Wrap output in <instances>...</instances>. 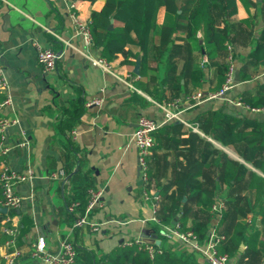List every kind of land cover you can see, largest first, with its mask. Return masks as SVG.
I'll return each mask as SVG.
<instances>
[{
	"label": "crops",
	"instance_id": "obj_1",
	"mask_svg": "<svg viewBox=\"0 0 264 264\" xmlns=\"http://www.w3.org/2000/svg\"><path fill=\"white\" fill-rule=\"evenodd\" d=\"M248 2L237 0V13L231 17L225 14L220 2L215 9L216 26L227 32L226 45L231 46L235 54L237 75L234 88L227 94V99L197 100L193 96L199 91L212 92L220 65L226 62L228 47L209 58L193 40L176 39L183 36L180 33L174 34L171 47L161 52L159 35L154 33L155 60L149 63L147 58L143 61L144 41L131 30L138 43L117 53L108 71L93 62V59L102 57L100 48L94 43L91 46L85 44L70 17V6L75 4L74 10L84 21L90 22L93 13L102 9L105 0H0V62L12 98V104L3 112L18 119L8 129L6 140L7 144L15 146L6 157L0 156V169L6 161L13 170L25 171L31 167L34 172L32 181L16 186V192L24 200L14 213L19 227L16 246L22 254L15 264H40L30 256V250L40 236L45 238L50 251H56L58 241L67 235L73 220L63 193L68 180L65 170L71 164L73 170L80 168L79 159L83 171L90 170L92 187L103 190L100 205L90 212V217L99 222L113 217L124 223L108 225L97 232L90 231L87 226L76 229L73 237L77 247L99 255L116 245L138 239L144 229L155 230V224L144 222L153 214L152 201L144 199V192L158 196L160 218L171 217L172 224H175L173 221L178 214L181 216L189 208L188 224L194 218L207 221L209 225L213 222L215 228L227 237L225 230H231L241 218L235 207H246V203L238 200L240 187H250L253 203L255 190L249 185L250 173L261 174V171L244 160L242 143L224 145L208 129L212 112L219 108L235 116L264 121V113L252 112L231 101L242 100L246 104L245 99L255 101L254 90L264 83V66L251 63L248 57L264 31V4L263 0ZM175 19L176 15L164 7L158 10L159 26L172 25ZM197 36L202 37L201 31ZM35 42L60 55L54 71L43 72L38 64ZM129 48L133 56L128 57ZM138 57L140 73L143 72L145 80L152 84L155 96H163L161 101L134 84L140 78V73L133 72ZM167 61L172 67H167ZM241 71L253 73L244 78ZM79 95L86 102V109L71 131L73 142L81 149L80 157L74 160L66 149V138L58 133L56 125L61 109ZM174 100L178 101L180 116L196 123L202 134L192 131L179 120L164 122V111L159 104ZM140 115L150 116L161 124L155 132L146 185L139 175L138 153L132 141ZM24 138L29 141V146H16ZM207 148L212 155L210 165L199 177L202 186L209 190L225 187L230 195L227 201L232 196L236 198L230 206L233 211L224 210L227 218L219 228L221 215L211 212L207 217L187 196L177 199L181 193L175 180L182 179L188 162L200 158ZM224 148L231 150L232 154L228 156L232 160L248 168L244 177L236 178L229 186L223 181L221 165L214 163L215 156L225 151ZM59 170H64V177H50ZM0 196L2 198L1 191ZM5 214L0 211V222ZM256 216L259 217L257 227L264 233V224L257 212ZM244 220L251 223L249 213ZM4 241L0 238V264H4V255L9 250ZM168 242L183 247L199 264L202 262L200 253L188 250L179 242ZM245 250L246 246L241 243L240 251L244 253ZM263 257V253L250 252L243 256V260L246 264H258Z\"/></svg>",
	"mask_w": 264,
	"mask_h": 264
},
{
	"label": "trees",
	"instance_id": "obj_2",
	"mask_svg": "<svg viewBox=\"0 0 264 264\" xmlns=\"http://www.w3.org/2000/svg\"><path fill=\"white\" fill-rule=\"evenodd\" d=\"M88 1L94 2L96 0ZM242 1L245 4L249 3L248 0ZM219 2L223 5L224 12L228 17L237 13V0H105L102 9L94 12L90 21L93 43L100 48L102 57L111 62L117 53L138 43L131 35V30H134L138 37L144 41L143 61L147 58L151 63L155 60L152 41L154 33L159 35L161 52L171 47L174 34L182 33L183 36H178L176 39H191L201 50L205 51L209 58H214L219 51L226 49L228 37L226 31L220 30L216 26L215 9ZM161 7L176 15L172 25L159 26L157 24V13ZM111 19L114 21L112 29L109 28ZM200 31L202 33L201 38L197 36ZM200 39L202 43H199ZM127 54L128 57L133 56L130 48ZM248 57L251 59V63L264 66V31L261 40L255 44ZM127 62L129 63L128 60ZM132 63L133 61H131ZM166 65L169 68L172 67L169 61ZM227 69V62L220 65L216 84L211 91L215 92L221 89L226 79ZM252 73L247 74L241 71V76L249 78ZM144 77V73L141 72L140 78L134 84L155 96L154 88L151 87L152 84L146 81ZM162 97L155 96L158 101H161ZM254 99L255 101L252 99L244 101L251 106L264 107V83L255 88ZM85 104L86 102L81 95L70 100L68 106L61 109L56 125L58 133L66 138V149L68 153L73 155L74 160L80 157L81 149L73 142L71 131L80 121L86 109ZM209 130L224 145L242 143L244 160L261 171V174L251 171L249 185L255 190V199L251 206L260 215V222L264 224V121L235 116L219 108L211 114ZM211 155L212 152L207 148L200 158L188 162L186 175L182 179L175 180V185L181 193L178 194L177 199L182 200L184 196H187L207 217L212 212L211 206L217 196V191L204 188L199 177L203 169L210 165ZM214 163L221 165L223 181L228 186L236 178L244 177L248 171L245 165L236 163L224 152L215 156ZM79 164L80 168L76 170H73V164L65 170L68 176L63 187L66 206L68 207L72 202H78L76 212H69L72 220L75 219L77 213L84 214L89 199L88 189L94 185L88 174L90 170L83 171L81 159H79ZM235 211L241 218L234 223L231 230H225L227 239L220 245V251L227 252L231 256L238 257L240 255L239 261H242L243 256L250 252L264 254V233L255 224L244 220L247 217L248 208L236 206ZM9 213L13 214L15 211ZM189 213V208L183 211L178 219L179 228L184 231L192 230L200 242H205L208 238L209 223L194 218L188 224ZM226 218L227 212L223 211L218 228L223 225ZM161 219L165 224H172L171 217ZM1 227L2 224L0 223V238L5 240L7 235L1 231ZM153 227L158 232V226L155 224ZM160 239L161 244L154 245L153 256L145 249L144 245L141 246L136 242L130 245L125 243L116 245L107 253L99 255L94 251L77 247L76 264H199L191 252L177 246V244L170 245L162 236ZM241 243L246 246L244 253L240 251Z\"/></svg>",
	"mask_w": 264,
	"mask_h": 264
},
{
	"label": "built area",
	"instance_id": "obj_3",
	"mask_svg": "<svg viewBox=\"0 0 264 264\" xmlns=\"http://www.w3.org/2000/svg\"><path fill=\"white\" fill-rule=\"evenodd\" d=\"M75 4L70 6V17L72 19L75 31L79 34L86 45L91 46L93 44V38L90 31V22L84 21L79 14L74 10ZM37 49L38 64L42 68L43 72L48 73L56 69L58 59L60 55L55 50L42 46L38 42H35ZM228 47V53L226 62L228 69L226 72V79L220 90L215 92L203 93L199 91L193 98L197 100L222 98L227 99V94L232 90L236 83L237 65L235 54L231 46ZM93 62L99 66L104 67L106 70H111L110 62L105 58L100 57L93 59ZM0 156L6 157L10 150L15 146L7 144L8 129L18 122L15 117H10L3 112V110L12 104V98L9 92V83L5 75L4 66L0 62ZM237 106H244L252 112L264 113V107H255L244 103L242 100H231ZM93 102L99 103V100ZM178 101H168L159 104L164 111V122L171 120H179L183 122L192 131L202 134L198 125L184 120L180 116V111L177 108ZM161 126L154 118L147 115H140L137 120L136 128L132 134V141L137 149L138 153V165L139 175L143 183L146 185L149 181V157L152 149L155 145L156 130ZM211 140V138H209ZM16 146L27 147L29 141L24 138ZM230 155L229 150H226ZM64 170L52 173L50 177L56 179L58 177H64ZM34 178V172L31 167H28L25 171L13 170L6 161L0 169V191L2 198L0 200V206L6 207L7 212L0 222L2 224L1 231L7 235L5 239V245L8 247V251L4 255V264H15L17 259L22 255L19 248L16 246V238L19 232V227L16 220V215L9 213L10 211L17 210L22 204L24 197L16 192V186L25 181H32ZM88 204L86 206L84 214L77 213L67 235L58 241V249L56 251H50L47 247V243L44 237L40 236L36 243L30 250V256L39 262L40 264H76L77 246L74 241L73 233L76 229L87 226L90 231L97 232L102 227H106L112 224H122L120 219L108 218L104 221H95L90 217V212L100 205V199L103 195V190L97 187H90L88 189ZM32 197V195H31ZM144 199L152 201L153 214L148 220H144L147 223L156 224L158 228V236H162L167 241H176L184 245L188 250L198 252L201 254L202 262L200 264H246L244 260L239 261L238 257L231 256L227 252L220 251V245H222L227 237L224 233L218 231L215 227L210 229L208 238L205 242H200L197 235L192 230H181L179 224L172 225L165 224L158 216L159 198L153 193L144 192ZM78 202H72L68 205L69 212H76ZM226 205L223 200L218 197L215 198L211 211L217 215H221ZM133 242L144 245L151 256L155 252V244L145 242L141 237L134 241H127L125 244H132Z\"/></svg>",
	"mask_w": 264,
	"mask_h": 264
},
{
	"label": "rangeland",
	"instance_id": "obj_4",
	"mask_svg": "<svg viewBox=\"0 0 264 264\" xmlns=\"http://www.w3.org/2000/svg\"><path fill=\"white\" fill-rule=\"evenodd\" d=\"M245 101H247V100L245 99ZM224 149H225V151H221V152L226 153L227 152L226 150L231 151L230 149H227V148H224ZM227 154L230 156L229 153H227ZM216 191H217V196H219L218 198L223 200L225 205H228V207H225L224 210H226L229 213L232 212L233 210H230V206L232 205V201H234V199H236V198L232 196V198H230V200L228 199V201H227V197H230V195H229L228 189L225 187H223V188L219 187L218 189H216ZM227 194H228V196H227ZM239 196H240V199L237 198L239 200V203H242V204L246 203V207L248 208V213H249V217H250V222L257 226V224H259V222L257 221L259 217L256 216V211L251 206L252 205V195H251L250 187L246 188V187H244V185H242L240 187ZM209 226H210L209 228L212 229L213 227H215V223L213 224V222H211V224ZM243 250H244V248H243ZM260 261H259L260 263H258V264H264V257Z\"/></svg>",
	"mask_w": 264,
	"mask_h": 264
},
{
	"label": "water",
	"instance_id": "obj_5",
	"mask_svg": "<svg viewBox=\"0 0 264 264\" xmlns=\"http://www.w3.org/2000/svg\"><path fill=\"white\" fill-rule=\"evenodd\" d=\"M110 29L113 28V19H111V24L109 26ZM200 43H202V40H200ZM203 53H205L204 50H202ZM133 72L135 74H139L140 73V58L138 57L136 59L135 65H134V69ZM0 211L6 213L7 212V208L6 207H0ZM180 216V214H178V216L175 218V220L173 221L174 223H176L178 217ZM141 238L148 243H154L156 245H160L161 244V239L159 238L158 234L155 232V230H150V229H144L142 234H141Z\"/></svg>",
	"mask_w": 264,
	"mask_h": 264
},
{
	"label": "bare ground",
	"instance_id": "obj_6",
	"mask_svg": "<svg viewBox=\"0 0 264 264\" xmlns=\"http://www.w3.org/2000/svg\"><path fill=\"white\" fill-rule=\"evenodd\" d=\"M231 152V151H230ZM234 154V153H233Z\"/></svg>",
	"mask_w": 264,
	"mask_h": 264
}]
</instances>
